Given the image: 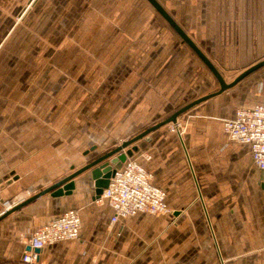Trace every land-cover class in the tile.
<instances>
[{
  "label": "crops",
  "instance_id": "crops-1",
  "mask_svg": "<svg viewBox=\"0 0 264 264\" xmlns=\"http://www.w3.org/2000/svg\"><path fill=\"white\" fill-rule=\"evenodd\" d=\"M180 1L190 14L185 33L225 83L264 60V0ZM11 73L0 74V214L4 202L16 206L112 150L98 139L79 150L56 137L47 113L15 93ZM263 100L264 67L135 143L132 158L165 192L170 213L111 225L113 212L95 202L86 172L70 195L46 194L0 221V264H23L32 232L67 211L80 217L79 240L44 246L38 264H264V171L248 145L223 132L237 110ZM177 124L180 134L171 131Z\"/></svg>",
  "mask_w": 264,
  "mask_h": 264
},
{
  "label": "rangeland",
  "instance_id": "rangeland-1",
  "mask_svg": "<svg viewBox=\"0 0 264 264\" xmlns=\"http://www.w3.org/2000/svg\"><path fill=\"white\" fill-rule=\"evenodd\" d=\"M157 1L189 29L180 0ZM9 72L15 93L79 150L97 139L114 149L218 89L146 0H0V74Z\"/></svg>",
  "mask_w": 264,
  "mask_h": 264
},
{
  "label": "built area",
  "instance_id": "built-area-1",
  "mask_svg": "<svg viewBox=\"0 0 264 264\" xmlns=\"http://www.w3.org/2000/svg\"><path fill=\"white\" fill-rule=\"evenodd\" d=\"M171 131L181 133L179 124ZM227 138L250 147L253 164L264 171V100L252 108L239 109L232 119L223 123ZM150 160L149 156H145ZM153 176L137 160L128 158L111 177L108 187L96 203L105 201L113 214L110 224L121 218L147 213L153 216L170 213L165 192L153 184ZM5 211L13 206L3 203ZM80 217L75 211H67L48 224L36 228L27 241V250L21 256L23 264H38L39 251L46 245L63 241H76L80 237Z\"/></svg>",
  "mask_w": 264,
  "mask_h": 264
},
{
  "label": "water",
  "instance_id": "water-1",
  "mask_svg": "<svg viewBox=\"0 0 264 264\" xmlns=\"http://www.w3.org/2000/svg\"><path fill=\"white\" fill-rule=\"evenodd\" d=\"M148 4L154 9V11L166 22V24L174 31V33L181 39V41L194 53V55L201 61V63L208 69V71L212 74L214 79L217 81L219 85V90L215 93H211L196 100H193L189 104L185 105L184 107L180 108L176 112H174L171 116L166 118L165 120L156 123L155 125L151 126L150 128L146 129L145 131L141 132L137 136L131 138L130 140L122 142L119 146L115 147L114 149L110 150L109 152L99 156L98 158L92 160L79 170L73 172L72 174L66 176L62 180L58 181L57 183L53 184L52 186L40 191L39 193L35 194L31 198L22 201L16 206H13L10 210L3 212L0 214V221L4 219L7 215L11 212L21 208L22 206L46 195L51 194L52 197H60V196H67L71 194V191L74 188L73 180L79 175H82L86 172H89L90 179L94 185V197L98 199L104 189L108 187L109 181L114 173L121 168L122 164L128 158H132L134 154L138 152V147L135 145L136 142L139 140H146L148 141V135L167 125V124H176L177 118L194 107L195 105L212 98L213 96L220 94L239 81L244 79L249 74L253 73L254 71L264 67V60L251 66L244 72H242L234 81L227 84L225 83L224 79L222 78L221 74L212 64V62L203 54V52L196 46V44L191 40V38L185 33V31L176 23V21L169 15V13L163 8V6L157 0H146Z\"/></svg>",
  "mask_w": 264,
  "mask_h": 264
},
{
  "label": "trees",
  "instance_id": "trees-1",
  "mask_svg": "<svg viewBox=\"0 0 264 264\" xmlns=\"http://www.w3.org/2000/svg\"><path fill=\"white\" fill-rule=\"evenodd\" d=\"M172 31H173V30H172ZM173 32H174V31H173ZM178 38H179V37H178ZM179 39H180V38H179ZM180 41H181V39H180ZM181 43L184 44L182 41H181ZM184 45H185V44H184ZM191 52H192V51H191ZM192 53H193V52H192ZM193 54H194V53H193ZM207 70H208V69H207Z\"/></svg>",
  "mask_w": 264,
  "mask_h": 264
}]
</instances>
